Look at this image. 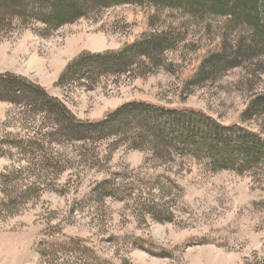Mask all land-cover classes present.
I'll return each instance as SVG.
<instances>
[{"label": "rangeland", "instance_id": "rangeland-1", "mask_svg": "<svg viewBox=\"0 0 264 264\" xmlns=\"http://www.w3.org/2000/svg\"><path fill=\"white\" fill-rule=\"evenodd\" d=\"M172 16L120 6L48 36L14 23L0 29V75L28 79L85 122L141 101L260 134L264 112H244L264 95V53L235 60L223 19L178 15L175 26ZM173 24L183 42L161 66L57 86L79 55L117 51ZM214 53L224 54L219 65L206 59ZM32 90L14 97L0 85V264H264V162L237 173L158 159L128 137L76 142Z\"/></svg>", "mask_w": 264, "mask_h": 264}, {"label": "trees", "instance_id": "trees-1", "mask_svg": "<svg viewBox=\"0 0 264 264\" xmlns=\"http://www.w3.org/2000/svg\"><path fill=\"white\" fill-rule=\"evenodd\" d=\"M120 6L173 14L169 18L175 26L179 24L173 19L178 15L193 24L220 18L224 20L222 37L237 39L232 50L235 60L264 53V0H0V29L11 28L14 23L21 27L36 24L48 36ZM155 18L156 14H149L147 19ZM174 24L158 34L136 36L117 51L79 55L61 73L57 86L67 89L82 81L97 85L103 79L131 76L136 67L147 63L161 66L165 55L183 42L174 35L177 31ZM148 25L151 28L155 24L148 21ZM218 53L206 59L212 65H219L224 54ZM0 85L8 93L33 89L47 101L57 123L63 125L65 135L76 142L128 137L135 149L149 148L158 159L167 160L171 156L185 161L202 159L214 170L237 173L247 165L264 162V130L254 134L237 125L223 126L200 111L133 101L123 104L104 120L92 123L78 120L59 99L24 77L3 74ZM256 100V104H249L245 114L264 112V95Z\"/></svg>", "mask_w": 264, "mask_h": 264}]
</instances>
